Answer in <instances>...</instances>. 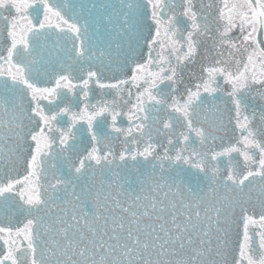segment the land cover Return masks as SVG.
<instances>
[{"label":"snow or ice","instance_id":"snow-or-ice-1","mask_svg":"<svg viewBox=\"0 0 264 264\" xmlns=\"http://www.w3.org/2000/svg\"><path fill=\"white\" fill-rule=\"evenodd\" d=\"M0 34V211L26 216L0 224V264H264V106L249 103L264 99V0H0ZM202 51L211 63L181 88ZM113 64L127 78L106 82ZM229 125L235 142L192 147ZM121 138L136 147L117 156ZM50 160L68 176L49 179ZM165 161L175 174L157 176Z\"/></svg>","mask_w":264,"mask_h":264},{"label":"flooded vegetation","instance_id":"flooded-vegetation-1","mask_svg":"<svg viewBox=\"0 0 264 264\" xmlns=\"http://www.w3.org/2000/svg\"><path fill=\"white\" fill-rule=\"evenodd\" d=\"M175 2L178 4L179 0H175ZM213 2V0H201V3L204 5H207L208 3ZM231 2V0H230ZM215 3L217 6H219V0H215ZM199 6V5H198ZM211 12V14L214 16L215 15V9L209 10ZM40 18L42 19V13L40 14ZM187 27L186 22L181 23V28ZM233 35H236V33H233ZM10 46V41L2 34H0V56H6V49ZM212 61V56H208L205 57L203 54V51L201 52L200 57L197 58L196 62L194 64H189L183 72V83L181 85V88H192L194 87L195 84L200 82V77L201 75H203V73L201 72V69L203 67H206L208 63H211ZM106 82H110V81H106ZM115 82V81H114ZM260 92L261 89L257 88L256 90H254L252 96L249 97V103L253 106L256 107L257 111H259V108L261 106H264V99L261 98L260 96ZM102 98V93L100 90H97L93 96V101L95 102V100L101 99ZM107 99H111L112 96L108 95L106 97ZM120 124L124 127L128 126V121H127V117L124 116L120 119ZM185 129H183L181 126L177 125L176 129H175V135L172 136L171 138L175 141L176 137L179 136V133L181 131H184ZM58 135V134H57ZM239 137V130L236 129V137L234 140H231L230 143L235 142ZM84 141H87V139L85 138ZM152 142L153 143H157L159 144V152L161 155H163L164 149L168 148L169 145L167 143V139L165 137V134L163 132L157 134L154 133L153 137H152ZM90 143V142H89ZM229 143V142H228ZM226 143V144H228ZM222 145V144H221ZM221 145L219 150H221ZM144 146V142H141V144L139 145V147L142 149ZM110 147L113 151L114 154H116L117 156L119 155V153L123 152L125 150L126 147H132L133 149H135L136 146L133 145H125L123 138L121 139H114L110 141ZM180 147H183V144L181 143ZM192 147H195L197 149V151H205V152H210V151H216V150H210L209 147L204 146L202 147L199 144V141H196V143L194 145H192ZM88 150H91L90 144L88 147ZM217 150V151H219ZM86 154V153H85ZM169 154L172 155L173 151L170 149ZM226 163V161H225ZM234 163H238L241 166L243 165V158L242 157H238L236 161H234ZM225 164L222 163L221 164V169L223 170ZM223 174V171L222 173ZM1 224V223H0ZM23 223H15L12 226H22ZM6 251V246L3 244V241H0V255H3V253Z\"/></svg>","mask_w":264,"mask_h":264},{"label":"water","instance_id":"water-1","mask_svg":"<svg viewBox=\"0 0 264 264\" xmlns=\"http://www.w3.org/2000/svg\"><path fill=\"white\" fill-rule=\"evenodd\" d=\"M72 2H73V0H69V3H72ZM76 2H79V0H76ZM96 2L98 4H111V3H115V0H96ZM92 15L101 25V30L97 33V35L100 38L101 45H103V43L105 41V37H106V34L104 33L103 27H102L103 23H104V10L97 8L92 13ZM138 52L140 54V59L142 60L144 58V55H146L145 49L140 48L138 50ZM127 76H128V70L126 68H123V67H118L115 64H113L111 70H109L105 73L106 81H110V82H114V81L119 80V79H125V78H127ZM228 128L230 129V125L228 126ZM217 135L220 136V135H224V134L218 133ZM234 137H235V129H233V127H231V131L227 132V134L224 135L223 140H220L218 138L215 142L210 141L207 145L209 147H216V146H219L221 144L226 145V143L233 140ZM81 148L82 147L77 145V152L74 154V157H73L74 159L76 158V156H79L83 153V149H81ZM117 163H120V162L117 161ZM163 163H164V172L162 173L161 169H160V162H156L157 167H156L155 174L157 176H160V175L167 176L169 174V172L171 171V173L174 175L175 170L174 169H171V170L168 169V162L165 161ZM129 164H131V162H129ZM184 167H186V166H184ZM25 174H27L26 169L22 164L17 166L16 171L10 173L11 177H16V176L22 177ZM47 175H48V178L51 179L54 175L67 177L68 173H67L66 168H64V169L60 168V165L56 160H50V161H48ZM7 178H8V176L0 177V179H7ZM134 178H135V174L133 173V179ZM12 207L16 208L17 213H19L22 216L21 220L26 221L25 214L22 211H20V209H19V201L13 202ZM255 211H256L257 216H258V214L260 212L259 207H257L255 209ZM10 212L12 213L11 210H10ZM8 215H9V208H5L3 211H0V222L2 224L9 225L10 223H12L14 221V219L13 218L10 219L8 217ZM237 217H239V211H237ZM236 230H237V232L242 231V225H238Z\"/></svg>","mask_w":264,"mask_h":264}]
</instances>
